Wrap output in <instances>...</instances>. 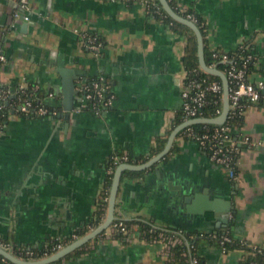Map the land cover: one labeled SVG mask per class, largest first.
Segmentation results:
<instances>
[{
    "label": "crops",
    "instance_id": "1",
    "mask_svg": "<svg viewBox=\"0 0 264 264\" xmlns=\"http://www.w3.org/2000/svg\"><path fill=\"white\" fill-rule=\"evenodd\" d=\"M174 2L203 18L209 48L232 50L247 41L255 57L249 79L264 78V0ZM28 4L29 20L19 10V0H0V54L5 56L0 59V86L40 84L54 91L46 102L56 112L10 111L0 120V237L16 246L43 248L102 221L95 222L96 210L114 154L127 153L129 162L141 163L163 150L180 124L176 119L187 38L143 0ZM83 32L101 36L99 54L87 47ZM59 66L74 69L77 83L104 77L115 94L113 105L96 112L75 103L67 114ZM243 114L237 132L249 141L240 145L235 178L180 130L156 164L140 174L123 175L116 213L190 232L230 225L245 245L264 247V103L249 104ZM182 183L195 191L206 189L228 210L206 216L187 211L185 203L177 210L165 193ZM220 215L228 222H221ZM165 245L163 239L154 241L137 232L127 240L105 230L78 247V253L53 264H163ZM204 252L210 264L220 262L218 249L207 247Z\"/></svg>",
    "mask_w": 264,
    "mask_h": 264
},
{
    "label": "built area",
    "instance_id": "2",
    "mask_svg": "<svg viewBox=\"0 0 264 264\" xmlns=\"http://www.w3.org/2000/svg\"><path fill=\"white\" fill-rule=\"evenodd\" d=\"M143 2L147 5L150 11L153 10L155 12H161V6L156 0H143ZM19 10L22 11L25 19H30L29 12L31 7L28 4V0H19ZM188 18L195 22L197 21L196 15L192 12L188 14ZM82 36L87 47L93 49L96 54L101 52L104 42L100 39L99 35L83 32ZM239 47L244 49L245 43L241 42ZM215 55H217V53H215ZM251 56L252 54H248L246 56V60L241 65H237L234 59L230 60L227 53H224L221 56L222 61L230 62V65L226 70H224L229 79L230 92V108L225 122L216 123L213 127H204L202 129H197L192 126V124H189L181 129L182 133L186 137L196 140L202 146L214 163L225 167L229 176L232 178L236 177V155L239 152L240 145L243 142H248L249 137L247 135L240 136L237 131L240 129L241 124L231 123L229 118L234 116L237 112H241L242 109H245V107L251 103H264V93H262V90H264V78L258 79L257 81H251L247 76V60ZM0 59H5L3 53L0 54ZM201 70L204 69L201 67L194 75L183 81L180 107L184 119L183 121L190 118L206 116L204 115V107L210 102L208 97L210 92L220 93L223 98V82L217 79L209 80ZM76 87L79 91L77 97L79 99L80 107L87 106L96 112H101L102 110L111 107L114 103L115 94L111 91L110 85L104 77L98 76L97 78L89 81L87 79H81L77 83ZM13 94L14 91L10 88H0V111L5 108L4 101L6 103H10V96ZM54 95V91H49L48 97ZM11 107L13 112L21 114H29L31 111H37L41 115L56 112V110L43 104H35L33 98H31V94L26 92L18 95V98L12 102ZM222 109L223 106L216 108L217 115L221 113ZM129 161L130 156L127 153L114 154L109 168L110 173L114 172L118 164ZM108 196L109 193L108 195H105V200L107 202ZM106 212L102 216L101 220L105 218ZM105 230H109L111 235L119 237L120 239L129 240L136 232L145 237H149L154 241L163 239L166 242L164 248L166 252V259L164 262L174 258V247L177 246L176 244L178 243H183L185 238L182 229H162L149 223L140 225L137 221L128 219L123 213H116L115 218ZM78 236L79 234L77 233L72 234L73 239ZM226 239H230V237L225 233L223 234V240ZM67 242L69 241L56 239L51 242V250L39 256L35 254L32 248L16 246L11 241L0 237L1 247L10 250L15 255L25 259H36L49 255L50 253L62 248ZM181 246L183 248L182 254L185 256L183 264H198L199 257L192 251L194 245ZM209 247L218 249L221 255L231 251L224 247L208 246V248ZM250 247L252 248L251 251L261 249L259 245H253ZM247 254L248 252L246 251L245 255L243 254L242 257H246ZM0 260L11 264V260L2 254H0ZM238 261L239 260H237L235 264H238ZM48 264L53 263L51 262ZM217 264H220V262ZM224 264L231 263L227 262ZM247 264L264 263L251 261Z\"/></svg>",
    "mask_w": 264,
    "mask_h": 264
},
{
    "label": "trees",
    "instance_id": "3",
    "mask_svg": "<svg viewBox=\"0 0 264 264\" xmlns=\"http://www.w3.org/2000/svg\"><path fill=\"white\" fill-rule=\"evenodd\" d=\"M157 3L161 6V12H155L153 10H151L152 12H154L158 17H161L162 19H164L165 21H168L171 23V26L178 32L180 33H184L186 35L187 38V43H186V47H185V52H184V56H183V63H184V67H185V71H186V76H185V80L190 78L192 75L195 74V72L201 68L200 62H199V54H198V39H197V35L196 32L194 31V29L192 27H190L188 24L183 23L181 21H178L176 19H174L171 15H169L166 10L164 9L162 3L160 2V0H156ZM170 4L175 8L176 11H178L179 13H181L182 15L188 17V14L191 13L190 10H182L180 8H178L175 5L174 0H169ZM197 25L199 26V28L201 29V32L203 34V38H204V56H205V60L206 62L211 65V66H216L218 68H220L221 70H226L227 67L230 65V62H225L221 60V56L224 53H227L231 59L235 60V63L237 65H241L245 60H246V56L248 54H252L251 52V48L250 45L248 44L247 41H245V47L244 49L240 48L239 45L232 49V50H225L219 47H210L207 44L206 41V28H205V24H204V20L200 15H197ZM89 33H94L99 35L96 32H89ZM100 39L103 40L101 38V36L99 35ZM215 53H217V55H215ZM254 63H255V57L252 54V56L247 60V76L249 78V74L253 71L254 69ZM203 72V74L209 79V80H213V79H217L220 80L222 82V79L220 76L213 74V73H209L207 71L201 70ZM97 78V76H93L90 77L89 80L95 79ZM23 86V87H20ZM0 88H10L12 89V91H14V94L10 96V103H5V108L0 111V120L3 121L4 119L7 118L8 114L10 111H12V107L11 104L14 100H16L18 98V95L24 94L25 92L28 94H31V98H33L34 103H39V104H43L45 106H48L49 108H55L54 105H49L46 102V98L48 97V93L51 90H46L43 87H41L40 84L37 83H29L27 85H18L16 87H9V86H0ZM262 93H264V90H262ZM209 100L210 102L204 107V115L206 116H215L217 115L216 112V108L218 107H222L223 106V98L221 97L220 93L217 92H210L208 94ZM244 109H242L241 112H237L234 116H231L229 118V121L231 123H242L243 121V114ZM29 115H40L37 111H31L29 113ZM176 123H181L184 119L182 116V112L180 109V112L178 114V117L176 119ZM216 123H209V122H203V123H193L192 126L196 127L197 129H202L204 127H213L215 126ZM182 131V130H181ZM163 144L164 142H161L158 149H162L163 148ZM238 156V153L236 155V157ZM144 171L143 170H125L123 175L125 174H130V175H136V174H140ZM112 179H113V173H110L105 181L104 184V189H103V193L99 199L98 202V208L96 210V219L95 222L98 223L101 221L102 216L105 214L106 209H107V201L105 200V195H108L110 187H111V183H112ZM140 225H144L145 223L142 221H137ZM179 229V228H177ZM183 230V234L185 236L183 243H178L176 244L177 246L174 247V258L170 259L166 262H164L163 264H183L184 263V259L185 256L182 254L183 248L181 245H194V247L192 248V251L198 255L199 257V262L198 264H210L206 258V254L204 252L205 248L208 246H215V247H224L227 250H231L232 248L235 247H240V248H245V250L248 252V254L246 255V257H242L241 259H239L238 264H247L248 262L254 261V262H263L264 263V247L260 246L261 249L260 250H255V251H251L252 248L249 245H245L243 243V241H241L239 238H236L233 234V231L231 229L230 225H227V228H221L218 231H204V230H196V231H187V230ZM77 232V234H81L83 231L81 230H77L75 231ZM227 234L230 239H226L223 240V234ZM73 239L72 235H68L66 237V241H71ZM23 247V246H22ZM52 248V243L49 244V246L47 247H43V248H38V247H32V250L35 252L36 255H43L45 254V252L51 250ZM79 252V248H76L75 250H73L72 252L68 253L66 256L73 254V253H78ZM63 258V257H62ZM58 259L56 261H53L52 263H59L60 260L62 259ZM1 261V260H0ZM11 264H16L12 261H10Z\"/></svg>",
    "mask_w": 264,
    "mask_h": 264
},
{
    "label": "water",
    "instance_id": "4",
    "mask_svg": "<svg viewBox=\"0 0 264 264\" xmlns=\"http://www.w3.org/2000/svg\"><path fill=\"white\" fill-rule=\"evenodd\" d=\"M160 2L162 3L166 12L169 15H171L174 19L186 23L194 29L198 39V54H199V62L201 67L207 72L216 74L221 77L223 82V109L221 113L216 116L190 118L181 122L172 130L163 150L157 153L156 155L152 156L147 161L141 163L122 162L118 164L113 173V179L109 190L107 212L105 218L98 225H96L89 231H86L81 235H79L78 237L67 242L62 248L58 249L53 253H50L49 255L40 258L25 259L15 255L10 250L0 246V254L7 257L12 262L16 264H48L66 256L68 253L82 246L90 239H92L93 237L104 231L115 218L116 210H117V197L123 178V173L125 170H143L156 164L162 157H164L169 152L175 136L186 125L193 123H203V122L223 123L227 119V115L230 108L229 79L223 70H221L216 66H211L206 62L204 56V38L201 29L199 28V26L195 21L176 11L175 8L170 4L169 0H160ZM58 70L62 74V81H63V110H66L68 112L67 114H69V112L75 108L76 106L75 103L79 104V99H77L78 97L76 98L79 91L76 87L77 82L74 78L75 71L72 68H66L63 66H59ZM68 116L69 115H67V117ZM167 184L169 187L173 186L171 180H168ZM193 188L194 187L188 184L182 183L176 185L175 189L177 190L172 192H168L166 190L167 192L165 194H167L171 203L173 204L174 207L177 208V210H179V208H181V206H183L184 203L186 204L187 211L202 212L206 216H209L210 212L212 211L214 215L215 214L217 215L218 212L222 210L225 211L228 210V207L223 208L222 205H220L221 202L219 198L216 197L210 198L206 189L195 191V189ZM164 189H166V186L164 187ZM191 203H193L194 206H192ZM219 219L221 220V222L222 221L228 222V219L223 218L221 215Z\"/></svg>",
    "mask_w": 264,
    "mask_h": 264
},
{
    "label": "rangeland",
    "instance_id": "5",
    "mask_svg": "<svg viewBox=\"0 0 264 264\" xmlns=\"http://www.w3.org/2000/svg\"><path fill=\"white\" fill-rule=\"evenodd\" d=\"M245 248H232L230 252L223 253L220 258V264L227 263L230 259L239 260L243 254L245 255Z\"/></svg>",
    "mask_w": 264,
    "mask_h": 264
}]
</instances>
